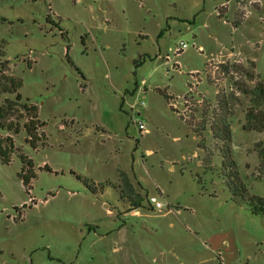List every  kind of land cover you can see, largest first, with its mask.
I'll return each instance as SVG.
<instances>
[{
    "label": "rangeland",
    "instance_id": "1",
    "mask_svg": "<svg viewBox=\"0 0 264 264\" xmlns=\"http://www.w3.org/2000/svg\"><path fill=\"white\" fill-rule=\"evenodd\" d=\"M224 1L0 0L5 75L45 135L1 78L0 264H264V131L242 127L264 113V0Z\"/></svg>",
    "mask_w": 264,
    "mask_h": 264
},
{
    "label": "trees",
    "instance_id": "2",
    "mask_svg": "<svg viewBox=\"0 0 264 264\" xmlns=\"http://www.w3.org/2000/svg\"><path fill=\"white\" fill-rule=\"evenodd\" d=\"M218 10V15L219 17H223L224 15L227 14V7L225 5L220 6L217 8ZM241 23V20H235L233 21V26L237 27L239 24ZM3 58V62H0V81L1 78L6 79V82L8 80L9 83V89L7 90L8 93H13L15 94V102L11 101V104L16 105V104H20L22 107H24L26 109V111L31 114V112H33V114L31 115V118L29 119L28 122H26L24 124V128L26 129V132L28 133V136L30 137V143L32 144V146L36 147L35 143L43 140L45 135H42L43 133H38V130L41 129L44 126V122L40 121V119L38 118V107L32 103H29V100H26L27 102L25 103H21L22 100V96L19 93L18 89L20 88L22 81L21 79H15L14 77H9L7 75H5V71L8 68V64L10 63V60L5 59V52L0 49V59ZM30 64V63H29ZM252 64L255 65L254 61H252ZM138 65V64H137ZM235 66V63H233L232 65H230L228 62L221 64L220 67H223V69L227 72L230 70L231 66ZM30 66V65H29ZM77 71L80 73V75L83 77V79L85 80V77L83 76L82 72L80 69L76 68ZM246 71L247 77L252 79L253 78V72L247 69H244ZM168 100L169 104L171 105V100L173 99V97H171V95L163 92L161 89H158ZM244 92L245 89H243ZM252 92L254 94H263L264 95V87L262 85H259L257 87H255ZM218 95V94H217ZM222 101V102H221ZM227 104V100H225V95H224V100H218V105L224 108ZM121 109L123 108V101L120 104ZM171 108H173V106L171 105ZM0 110H2L0 108ZM0 116H2V113H0ZM245 120L246 123L242 125L243 129L246 131H264V113L262 111H257L255 109H250L247 111L246 116H245ZM2 127H4L3 124H1ZM197 131H199V129H197ZM43 132V131H42ZM214 133V132H213ZM224 135L229 138L228 141H230V135L231 132L229 130H224ZM43 137V138H42ZM225 139V138H224ZM7 141L9 142V146H6V148H2V141L0 139V155L4 157L5 162L9 163L10 160L7 158L6 156L8 155L9 151L15 152V145L13 143V141L10 138H7ZM139 141H137V145H138ZM227 152V150H226ZM8 157V156H7ZM19 158L22 160L23 163V167H22V171L26 168V173L24 175L25 178L23 180L24 184L27 185L30 181V179H34L35 178V172H34V165L32 163V160L26 156H24L22 153L19 156ZM47 167V165H45V168ZM235 167H237L235 165ZM24 173V172H23ZM127 189H122L121 188V193L123 194L124 198H126L130 205H131V209L132 208H139V207H146V205H144L145 200H148L147 195L146 196H142L141 193H134V189L131 188L130 186H126ZM241 187L244 191L246 190L245 185L241 182ZM249 204H250V208H251V212L253 214L256 215H264V197L261 196H257V195H253L252 197H249ZM149 209H153V206L150 204L149 205ZM88 228H91V225H88Z\"/></svg>",
    "mask_w": 264,
    "mask_h": 264
},
{
    "label": "built area",
    "instance_id": "3",
    "mask_svg": "<svg viewBox=\"0 0 264 264\" xmlns=\"http://www.w3.org/2000/svg\"><path fill=\"white\" fill-rule=\"evenodd\" d=\"M193 45H194V44H193ZM190 46H192V44H190V43H188V42H186V41H184V40H180V41H178V43L176 44V46H175L174 48L171 47V48L169 49V52H172V55H171V54H167V55H166V59H167V61H168V60H172V61H174V67H175V66L179 67L178 62L175 60V58H176L181 52H183L184 50L188 49ZM200 49H202V48H200ZM170 56H171V58H170Z\"/></svg>",
    "mask_w": 264,
    "mask_h": 264
},
{
    "label": "crops",
    "instance_id": "4",
    "mask_svg": "<svg viewBox=\"0 0 264 264\" xmlns=\"http://www.w3.org/2000/svg\"><path fill=\"white\" fill-rule=\"evenodd\" d=\"M230 0H226V1H224V2H222L221 3V5L220 6H223V4H227L228 2H229ZM227 7V6H226ZM234 28H237V27H234ZM171 48V47H170ZM126 186H130L131 188H133L134 189V193H140V192H138L137 191V187L133 184V183H131V182H126L125 184H124V186H122L121 188L122 189H127V187ZM121 191V190H120ZM119 191V192H120ZM142 195V194H141ZM120 196L122 197V198H124V196H123V194L120 192ZM148 197V196H147ZM127 210H129V211H131L132 209L130 208H128ZM122 229V228H121Z\"/></svg>",
    "mask_w": 264,
    "mask_h": 264
}]
</instances>
